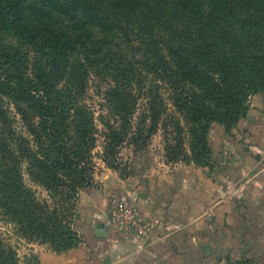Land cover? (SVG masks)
I'll use <instances>...</instances> for the list:
<instances>
[{"label": "trees", "instance_id": "1", "mask_svg": "<svg viewBox=\"0 0 264 264\" xmlns=\"http://www.w3.org/2000/svg\"><path fill=\"white\" fill-rule=\"evenodd\" d=\"M258 94L264 0H0V217L66 253L100 132L121 177L123 146L143 152L159 131L167 162L208 167L213 126L231 131ZM17 256L0 230V264Z\"/></svg>", "mask_w": 264, "mask_h": 264}, {"label": "crops", "instance_id": "2", "mask_svg": "<svg viewBox=\"0 0 264 264\" xmlns=\"http://www.w3.org/2000/svg\"><path fill=\"white\" fill-rule=\"evenodd\" d=\"M254 100L231 131L214 125L212 166L162 161L126 177L102 166L80 192L83 242L63 254L42 246L41 263L264 264V103ZM114 189L139 208L146 237L111 227Z\"/></svg>", "mask_w": 264, "mask_h": 264}, {"label": "rangeland", "instance_id": "3", "mask_svg": "<svg viewBox=\"0 0 264 264\" xmlns=\"http://www.w3.org/2000/svg\"><path fill=\"white\" fill-rule=\"evenodd\" d=\"M99 85L100 83L98 81L96 80L92 81L90 95L88 98V104H90L93 110L96 112V117L98 119L97 120L98 126L99 129L101 130L103 126L99 120V116L101 115L102 112H104L103 111L104 100L100 95H98ZM256 96L259 97V99L261 98L262 102L264 103V96L258 94L252 97L251 105L254 103L255 101L254 99L257 98ZM218 125L224 128L220 124H216L215 126ZM215 126L212 128V130H214L213 134L218 135L216 134L218 132L215 131L216 130ZM103 142H104V138L102 136V132H100L98 145L94 151V157L96 161L94 177L96 176L97 172L99 173L102 172V169L104 168L102 166H105V169H111L102 160ZM165 145H166L165 136L163 135L162 131H159L151 138L149 144L143 150V152H139L135 154L134 152H132L133 151L132 147L128 145L123 146L122 149V162L124 168L123 174L124 175L126 174L127 176L129 175L139 176L140 174H142V172H146V170L152 164L155 165L157 162H162V161L166 162L168 165L175 163L192 164L186 161L175 162V163L167 162ZM118 173L121 174L120 172ZM27 181L28 184L34 189V183H32L30 180ZM35 188L40 197L45 196V192L41 188L39 187H35ZM0 230L3 238L8 243V245L14 248L15 251L17 252L18 255L17 257L20 259L21 264H42L40 260V253H41L40 251L42 249V246L46 247V245L35 243L34 241L24 238L15 230L13 224L6 222L1 217H0ZM34 258L38 260V263H34Z\"/></svg>", "mask_w": 264, "mask_h": 264}, {"label": "built area", "instance_id": "4", "mask_svg": "<svg viewBox=\"0 0 264 264\" xmlns=\"http://www.w3.org/2000/svg\"><path fill=\"white\" fill-rule=\"evenodd\" d=\"M109 220L114 230L146 237L141 212L134 201L122 190L114 189L109 195Z\"/></svg>", "mask_w": 264, "mask_h": 264}]
</instances>
